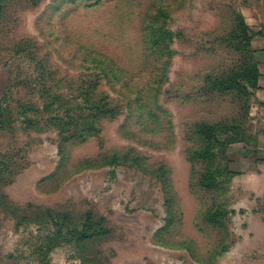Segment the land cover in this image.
I'll return each mask as SVG.
<instances>
[{"label": "rangeland", "instance_id": "1", "mask_svg": "<svg viewBox=\"0 0 264 264\" xmlns=\"http://www.w3.org/2000/svg\"><path fill=\"white\" fill-rule=\"evenodd\" d=\"M0 3L1 250L14 248L17 264H139L151 234L192 264H264V183L246 175L264 169L262 129L242 96L210 88L245 60L230 38L232 0ZM149 10L165 47L146 65ZM97 100L114 108L95 118L99 130L65 141L84 126L67 118ZM199 122L235 125L245 141L226 146L231 130L203 140ZM201 149L206 158L194 155ZM204 173L217 176L212 188L200 187ZM65 212L64 235L88 213L108 233L53 241L52 215Z\"/></svg>", "mask_w": 264, "mask_h": 264}, {"label": "trees", "instance_id": "2", "mask_svg": "<svg viewBox=\"0 0 264 264\" xmlns=\"http://www.w3.org/2000/svg\"><path fill=\"white\" fill-rule=\"evenodd\" d=\"M153 5V4H152ZM151 5V6H152ZM150 6V7H151ZM152 8V7H151ZM150 9V8H149ZM2 10V4L0 3V12ZM235 18L237 20V24L235 29L230 33V38L233 42V45L235 49H238L239 51L243 52L245 60L242 62L241 66H239L238 69L234 70L233 72L219 76L216 78H213L210 83V88L221 91V92H230L233 93L235 96H242L244 98L243 102V112L246 114L245 117L248 114L249 109V89L253 88L256 83L257 79V67L255 62L253 61L251 50L249 48V32L248 28L243 23L242 18L236 13ZM157 17L154 16L153 13L147 11L146 15L143 16L142 19V27L141 29V42H142V52L143 55L141 56V59H143L142 62H145L146 65H149L152 60L161 55L162 50L164 51V40H163V34L161 31V27H156L155 19ZM113 64V63H112ZM113 66L109 65V62L106 64V66H109V69L111 71L122 73V71L118 70L115 67V64ZM126 71V70H125ZM131 76L132 73L126 71V74ZM124 77V76H123ZM90 88L84 92V95L86 99H92V93H90ZM113 107L106 104L103 100H97L96 102H90L88 104V110L87 113L84 115H73L69 116L67 120L71 121V125L75 123L77 120V117L80 119H83L84 126L80 130V132L73 131L67 135L64 139L65 141L69 140H85L90 133L96 132L99 129L95 126V118L98 116H101L105 113L112 112ZM2 110H3V104H0V119L2 117ZM91 119V120H90ZM14 120L9 119L7 122H12ZM30 122V119L27 120ZM65 122V121H63ZM3 121H0V128H3L2 125ZM77 123V122H76ZM219 124H212V123H206V122H199L195 125V133L201 136L203 140H210V139H219L222 134V130H231V134L226 136L223 141L224 144L230 145L235 144L241 141H245L244 136H240L239 132H236L234 129H238L237 126L232 125L230 127H219ZM78 128L77 125H74ZM74 129V128H73ZM194 155L197 158H206L208 156V150L201 149L199 151H195ZM109 161L111 162H117L119 161V155L116 153L110 154L107 156ZM217 176L209 175V177L206 178V174L204 173L201 176V180L199 182L200 187L209 189L213 187V181L216 179ZM50 215V214H48ZM58 216V215H57ZM52 218L55 219V224L57 226L56 234L54 235L55 238H60L61 240H68L73 242H82L86 239H89L91 237H94L96 235L105 234L108 233V230L101 227V221H95L93 220V217L90 213L87 214L86 219L80 226V228H69L67 229V235L65 238V235L62 233V225L69 219V214L67 212L62 213L60 219L59 216L56 218V215H52ZM100 226V227H99ZM63 235V236H62ZM61 243V242H60ZM59 244L58 241L55 242V245Z\"/></svg>", "mask_w": 264, "mask_h": 264}, {"label": "crops", "instance_id": "3", "mask_svg": "<svg viewBox=\"0 0 264 264\" xmlns=\"http://www.w3.org/2000/svg\"><path fill=\"white\" fill-rule=\"evenodd\" d=\"M234 9L243 20L249 32V48L257 67L255 86L249 89L248 115L250 124L255 129H262L258 136L260 148L264 151V0H232ZM247 177H258L264 183V169L261 173L249 172ZM261 182V180H260ZM261 184V183H260ZM258 191L264 193V185H259ZM256 190V191H257ZM1 242V235H0ZM139 247V264H192L186 250H167L153 246L151 234L143 235ZM0 264H17L14 248H0Z\"/></svg>", "mask_w": 264, "mask_h": 264}]
</instances>
